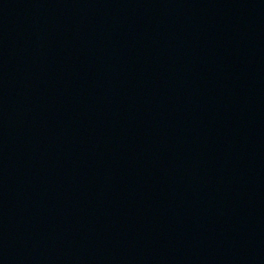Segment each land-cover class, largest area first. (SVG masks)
Returning a JSON list of instances; mask_svg holds the SVG:
<instances>
[{"label": "water", "instance_id": "1", "mask_svg": "<svg viewBox=\"0 0 264 264\" xmlns=\"http://www.w3.org/2000/svg\"><path fill=\"white\" fill-rule=\"evenodd\" d=\"M0 264H264V0H0Z\"/></svg>", "mask_w": 264, "mask_h": 264}]
</instances>
